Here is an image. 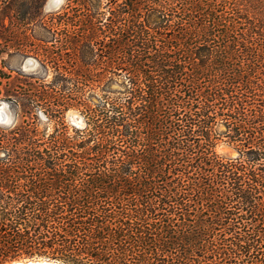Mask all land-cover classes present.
Returning <instances> with one entry per match:
<instances>
[{
  "label": "trees",
  "instance_id": "trees-1",
  "mask_svg": "<svg viewBox=\"0 0 264 264\" xmlns=\"http://www.w3.org/2000/svg\"><path fill=\"white\" fill-rule=\"evenodd\" d=\"M0 8V264H264V0Z\"/></svg>",
  "mask_w": 264,
  "mask_h": 264
},
{
  "label": "rangeland",
  "instance_id": "rangeland-1",
  "mask_svg": "<svg viewBox=\"0 0 264 264\" xmlns=\"http://www.w3.org/2000/svg\"><path fill=\"white\" fill-rule=\"evenodd\" d=\"M36 0H13V3L15 5L21 4L24 6H27L29 10H33V6L35 5ZM1 3V0H0ZM41 3V13L43 15L49 13L50 11L57 10L60 8L61 5L65 3V0L61 2V0H40ZM1 9V8H0ZM1 11V10H0ZM4 21V23H8V17L5 16L3 13L0 12V19ZM31 29H28V33L30 36H36L38 38L42 39H49L50 34L48 31L40 27L38 24H32L29 26ZM4 59V69L11 70V73L14 75L15 70L21 69L25 73L30 72H40V65L35 57L32 55H26L22 54L20 52H14L11 50V53L6 52H0V60ZM8 68V69H7ZM13 110L10 106V103L6 100L4 97V92L2 89V92L0 93V119L5 118L1 123L4 125H9L13 120ZM67 119L68 121L75 125V126H82L84 124L82 117L78 114V112L74 110H69L67 112ZM217 151L221 155L233 157L236 156L237 152L235 149H233L231 146H228L227 144L220 143L217 146ZM34 259V258H33ZM52 260V259H51ZM12 262V261H11ZM9 262L8 264H11Z\"/></svg>",
  "mask_w": 264,
  "mask_h": 264
},
{
  "label": "water",
  "instance_id": "water-1",
  "mask_svg": "<svg viewBox=\"0 0 264 264\" xmlns=\"http://www.w3.org/2000/svg\"><path fill=\"white\" fill-rule=\"evenodd\" d=\"M5 118H2L0 119V122H2ZM42 260H51V259H47V258H27V259H20V260H14L11 262V264H35V262L37 261H42ZM51 261H59V260H54L52 259ZM61 262V264H67V263H64L62 261H59Z\"/></svg>",
  "mask_w": 264,
  "mask_h": 264
},
{
  "label": "clouds",
  "instance_id": "clouds-1",
  "mask_svg": "<svg viewBox=\"0 0 264 264\" xmlns=\"http://www.w3.org/2000/svg\"><path fill=\"white\" fill-rule=\"evenodd\" d=\"M63 2V0H61ZM35 264H61L59 261H51V260H42V261H37Z\"/></svg>",
  "mask_w": 264,
  "mask_h": 264
}]
</instances>
